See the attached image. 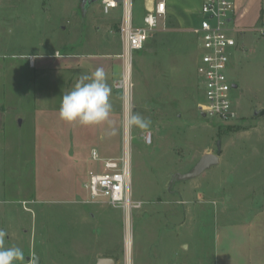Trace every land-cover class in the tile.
Wrapping results in <instances>:
<instances>
[{
    "label": "rangeland",
    "instance_id": "obj_1",
    "mask_svg": "<svg viewBox=\"0 0 264 264\" xmlns=\"http://www.w3.org/2000/svg\"><path fill=\"white\" fill-rule=\"evenodd\" d=\"M144 1L132 0L136 23L141 24ZM120 16V9L103 14L98 1L0 0L3 247L22 250L23 259L14 264L31 255L41 264H93L86 262L84 251L88 245L92 253L94 236L105 245L107 233L110 244L104 248L111 246L103 256L117 264H146L150 257L159 258V264H234L222 254L254 248L264 254V35L254 28L242 36L232 34L242 51L233 58L238 118L230 124L206 120L199 112L203 95L197 86L195 37L189 30L168 20L165 30L148 37L133 54L129 78L134 111L150 121L148 128L129 134L127 146L132 195L143 205L127 221L121 209L86 202L82 183L98 169L92 149L103 158L123 152L124 93L113 91L110 121L83 127L66 123L59 118L60 102H55L61 95L45 101L56 92L49 89L48 78L36 83L27 60L29 55H76L116 44L100 23ZM262 17L258 27L264 13ZM34 98L40 116L36 129L29 121ZM17 116L21 125L14 122ZM205 153L218 155L219 164L191 183L175 182L183 198L172 194L173 187L168 191L171 174L185 173ZM25 196L33 201H17ZM232 217L246 238L229 234L236 240L227 247L221 229Z\"/></svg>",
    "mask_w": 264,
    "mask_h": 264
},
{
    "label": "built area",
    "instance_id": "obj_2",
    "mask_svg": "<svg viewBox=\"0 0 264 264\" xmlns=\"http://www.w3.org/2000/svg\"><path fill=\"white\" fill-rule=\"evenodd\" d=\"M102 13L110 14L120 9L121 16L116 33L119 36L125 71L121 79L114 83L121 89L124 100L129 98V78L133 54L141 50L148 37L157 30H165L167 25L165 0H155L150 8H145L141 24L134 25L132 0H98ZM235 0H201L199 21L190 28L195 37L197 86L203 95L199 112L206 120L230 124L238 118L236 91L238 85L233 79V58L242 48L232 35ZM264 35V24L257 28ZM129 69V70H128ZM129 74L127 75V72ZM126 77H128L126 82ZM236 85V88L233 87ZM132 89V88H131ZM130 89V90H131ZM151 143V134L144 136ZM128 145L123 144V152L114 158L98 156L91 151V159L98 169L83 181V189L89 200L86 202L106 203L121 209L129 221L133 210L142 207L143 202L135 200L130 186V160ZM25 204V202H22ZM23 264H31L24 262Z\"/></svg>",
    "mask_w": 264,
    "mask_h": 264
},
{
    "label": "crops",
    "instance_id": "obj_3",
    "mask_svg": "<svg viewBox=\"0 0 264 264\" xmlns=\"http://www.w3.org/2000/svg\"><path fill=\"white\" fill-rule=\"evenodd\" d=\"M154 1L155 0H150L149 3L148 0H145L144 10L145 8H150ZM200 3L201 0H165L167 23L169 20L174 25H176V27H182V28H186L187 30H190V28L197 23L194 22V17L200 16L199 15ZM263 13H264V0H235V11L232 16V21L234 23V29H235L234 34L236 35L238 34L239 36H242L246 34V32H248V30L251 28L257 30L259 24L262 23ZM119 20L120 18L115 20L111 19L103 24L99 22L100 26L108 28V32L111 35L110 41H114L113 40L114 38L117 41L116 44H111L103 50L100 51L93 50L91 52H85V53L81 52L80 54H76V55H72V54L62 55L57 52L56 54H36V55L28 56V60H27L28 68L29 70H32L34 72L36 83L38 79H41V81L44 82L45 78H48L46 81L50 86L49 89H51V91L53 89L56 92L53 94L52 92L50 94H47L45 98L46 102H54V97L59 95H61L60 97H62V95L66 94L67 89L72 82H78L81 75L84 74L91 76L98 68L102 69L105 73L106 83L109 85L111 89L110 102L111 104L114 102L115 96L113 91L116 90L114 88V83L122 78L125 71L124 61L121 57H119V55L122 52L121 42L118 34L116 33ZM139 24L140 23H136L134 19V25H139ZM40 99L42 101L43 96H41ZM55 102H61V101H59V99L56 98ZM37 103H38L37 99L34 98L33 110L35 111V114L32 116V119L29 120L32 123H34L35 129H36V125L39 122L38 120H40V116L37 113L38 112V108L36 106ZM123 104H124L123 106V112H124V109L126 107L125 100ZM14 122L16 124L19 123L21 125L23 123V119L20 118V116H17L14 119ZM123 134H125V137L120 140L121 146H123V144L130 146V141H131V137L129 136L130 133L127 131V129H124ZM193 166L194 165H192L190 169H188L185 173L189 172ZM206 171H204L203 173H205ZM200 176L191 180L181 182V184L187 182L191 183V181L196 180ZM172 187L174 188V184ZM4 188L5 185L0 183V214L1 213L4 214L3 204L6 202V197L3 194ZM181 193L182 192L180 190H176V188L172 190V194L178 196L179 199L183 198V196H181L182 195ZM17 201L31 202L33 200L28 201L25 196L22 197L21 199H18ZM255 211L260 213L259 210H255V209L253 210V213ZM243 219L244 218H242V220ZM238 220L240 221L241 219ZM224 222L225 223H223L221 231L223 232V234L227 239L228 242L227 247H230L232 244H234L236 240V238H230L229 234L240 236L241 241H243V239L246 238L245 229H243V227L240 226V224H233L236 222V220H234V217H232L230 220L226 219ZM84 233L85 232H83L82 234L83 237L85 236ZM82 236H80L79 238L80 242L84 241L85 239ZM109 237H111L110 234L106 233L105 240L107 241V243L103 245L101 243V237L94 236L92 253L88 251L89 246L87 245L86 251H84L83 254L86 262L88 263L94 262L93 264H95L96 261L100 258H108V259H112L114 264L118 263V261L116 262V260H114L112 257L103 256L104 251L106 249H110L109 247L111 246L110 245L108 246V248H104L108 244H110V240H107V238ZM183 247L185 248L186 246L184 245ZM222 255L226 256L228 260L233 262L234 264L264 263V254L261 252V249H257V248H254L253 250H249V251H247L246 249H239L236 250L235 252L228 251L226 252V254H222ZM150 258H151L150 260L146 261V264L148 262H151L152 264H159L160 262L159 258H154V259H152V257ZM130 261H131L130 263L132 264V260ZM124 263L129 264V260H126V262L124 261ZM217 263H219V259L217 260ZM213 264H216V261H213Z\"/></svg>",
    "mask_w": 264,
    "mask_h": 264
},
{
    "label": "clouds",
    "instance_id": "obj_4",
    "mask_svg": "<svg viewBox=\"0 0 264 264\" xmlns=\"http://www.w3.org/2000/svg\"><path fill=\"white\" fill-rule=\"evenodd\" d=\"M111 89L106 83L105 73L96 69L91 75H81L78 82L62 96L59 118L69 124L96 126L109 121L112 113ZM150 121L134 111L131 97L127 99L121 127L131 134L135 128L145 129ZM6 233L0 230V264H14L23 259V252L17 247H3Z\"/></svg>",
    "mask_w": 264,
    "mask_h": 264
},
{
    "label": "water",
    "instance_id": "obj_5",
    "mask_svg": "<svg viewBox=\"0 0 264 264\" xmlns=\"http://www.w3.org/2000/svg\"><path fill=\"white\" fill-rule=\"evenodd\" d=\"M98 0H87V4H92ZM236 88V85H233ZM219 162V156L212 153L203 154L197 163L192 167V169L187 173H172L170 181L168 183V191L173 186L175 182L187 181L200 176L204 171L216 166ZM26 262H31V264H41V259L37 255L27 256L25 258ZM95 264H114L112 259L100 258Z\"/></svg>",
    "mask_w": 264,
    "mask_h": 264
},
{
    "label": "bare ground",
    "instance_id": "obj_6",
    "mask_svg": "<svg viewBox=\"0 0 264 264\" xmlns=\"http://www.w3.org/2000/svg\"><path fill=\"white\" fill-rule=\"evenodd\" d=\"M152 6V5H151ZM129 70V69H128ZM129 74V71L127 72V75ZM127 79H128V77H126V82H127ZM130 246H131V243H130V240H129V238H128V240H127V249L129 250L130 249Z\"/></svg>",
    "mask_w": 264,
    "mask_h": 264
}]
</instances>
